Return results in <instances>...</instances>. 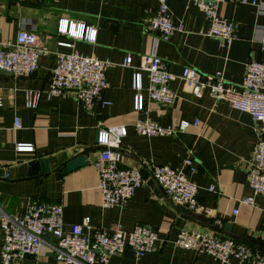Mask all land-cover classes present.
<instances>
[{
    "label": "crops",
    "instance_id": "1",
    "mask_svg": "<svg viewBox=\"0 0 264 264\" xmlns=\"http://www.w3.org/2000/svg\"><path fill=\"white\" fill-rule=\"evenodd\" d=\"M156 7V0H0V43L14 42L18 32L25 30L35 34L36 46L43 51L36 72L29 77L0 72V205L19 216L32 201L61 205L64 231L89 218L95 228L110 230L118 225L129 231L144 225L157 232L153 253L137 259L126 249L111 257L109 264H220L207 254L177 247L176 237L182 230L231 237L200 225L151 178L153 165L180 168L190 156L194 171L189 179L198 186V202L211 212L206 217L219 226L231 224L235 236L231 239L264 255V194L250 188L247 176L256 143L251 117L225 102H215L208 94L196 98L178 78L169 84L176 94L169 106L147 100L144 74L145 107L141 111L134 110L132 89V75L146 54L158 56L174 76L190 67L201 76L220 73L226 82L240 85L250 60L264 63V0H226L220 7V15L239 27V39L228 46L205 36L208 22L190 0H168L174 23L182 24L183 31L175 32L167 42L160 40L144 23ZM62 19L95 29V42L59 35L57 24ZM72 51L110 63L103 93L110 105L101 109L94 104L86 112L75 92L66 91L51 100L40 99L35 108H25L27 91L47 88L57 54ZM127 56L131 57L129 67L122 65ZM16 118L19 129L14 128ZM144 118L164 127L195 120L200 125L173 136L148 138L134 130V123ZM116 126L127 129L119 150L120 166L140 168L146 183L135 190L124 208L104 209L93 166L99 150L89 154L83 167L60 178L54 170L86 148H99L98 130ZM16 144H31L33 150L17 153ZM39 160L48 162L47 175L30 173L29 164ZM212 185L215 192L209 191ZM248 197L253 198V205L241 203ZM3 236L0 227V251ZM234 263L231 259L229 264ZM13 264L63 263L43 252Z\"/></svg>",
    "mask_w": 264,
    "mask_h": 264
},
{
    "label": "built area",
    "instance_id": "2",
    "mask_svg": "<svg viewBox=\"0 0 264 264\" xmlns=\"http://www.w3.org/2000/svg\"><path fill=\"white\" fill-rule=\"evenodd\" d=\"M190 1L208 22L206 37L216 39L225 46L239 39L238 25L220 15V7L226 0ZM156 3V9L145 17L144 23L147 31L157 33L160 40L167 42L175 32L183 31V25L174 23L168 0H156ZM57 33L73 40L90 43L96 40L95 29L64 19L58 21ZM36 42L35 34L21 30L14 42L0 43V72L13 77H29L34 74L38 68L39 57L43 54ZM122 65L129 67L131 57L127 56ZM109 66L110 63L106 60L75 51L57 54L47 88L44 91H27L24 96L25 108H35L42 98L51 100L62 96L66 91H73L84 111L89 112L94 104L104 109L110 105V102L103 98L107 89L105 73ZM143 74L147 78L146 98L149 101L164 106L171 105L176 99V94L169 84L178 78L186 91L196 98L208 94L215 102H225L230 108L248 114L255 124L256 133V143L247 168L248 183L255 193L264 194V63L250 60L241 84L236 86L226 82L220 73L201 76L190 67H184L179 76H174L158 56L146 54L132 75L136 111L145 107V97L141 93ZM199 125L200 121L195 120L192 124L183 121L176 126L164 127L144 118L134 123V130L139 136L153 138L173 136ZM14 128H20L17 118L14 120ZM126 135V126L101 129L97 133L96 145L103 150L93 162V166L98 172L97 189L101 194V205L104 209L124 208L135 190L146 183L140 168L120 166L119 150ZM32 150L31 144L15 145L17 153H28ZM193 171V161L188 156L180 168L153 165L151 178L176 206L206 217L211 212L198 202V186L189 179ZM209 191L215 192V186H210ZM241 203L253 205L254 200L248 197L242 199ZM233 213L236 214L237 210ZM261 226L264 229V214ZM0 227L4 235L0 264L18 263L26 256L37 257L43 252H48L55 262L63 264H109L111 257L121 255L126 249L137 259L153 253L158 240L157 232L144 225H136L129 231L118 225L105 230L93 227L89 218H84L80 224L64 231L62 206L37 201L30 202L20 216L8 213L0 205ZM44 233L51 234L52 241L44 239ZM175 245L207 254L220 264H229L231 259L235 261L234 264H264V255L243 243L199 231L182 230L176 237Z\"/></svg>",
    "mask_w": 264,
    "mask_h": 264
},
{
    "label": "water",
    "instance_id": "3",
    "mask_svg": "<svg viewBox=\"0 0 264 264\" xmlns=\"http://www.w3.org/2000/svg\"><path fill=\"white\" fill-rule=\"evenodd\" d=\"M98 150L101 151L103 150V148H97V149L86 148L82 150V152L77 154L74 158L66 162L64 165L60 166L58 169L54 170L56 173V177L60 178L61 176L65 175L70 171L83 167L86 164L89 154L95 153ZM29 167H30V173L32 175H47V173L50 172V168L46 160L31 162L29 164ZM190 216L203 227L212 229L216 232H222L231 238L235 237L231 234V229H232L231 224H224L223 226H219L218 224H214L211 218H207L205 216L195 215V214H190ZM42 237L48 241H52L51 234L49 233H44ZM241 239H246V238H241Z\"/></svg>",
    "mask_w": 264,
    "mask_h": 264
}]
</instances>
